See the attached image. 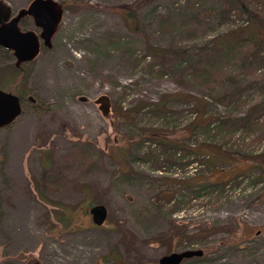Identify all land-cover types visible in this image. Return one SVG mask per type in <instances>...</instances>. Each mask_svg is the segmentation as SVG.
Here are the masks:
<instances>
[{"label":"rangeland","instance_id":"obj_1","mask_svg":"<svg viewBox=\"0 0 264 264\" xmlns=\"http://www.w3.org/2000/svg\"><path fill=\"white\" fill-rule=\"evenodd\" d=\"M6 1L17 12L31 0ZM56 1L63 17L50 48L19 69L0 47V88L22 100L0 128V264H157L186 249L203 255L181 264H264V179L251 167L264 156V75L243 86L237 108L209 99L203 109L237 118L263 107L257 124L195 127L189 101L208 92L193 76L198 49L226 27L207 21L213 2ZM216 148L230 165L211 168ZM92 202L107 207L101 226Z\"/></svg>","mask_w":264,"mask_h":264},{"label":"trees","instance_id":"obj_2","mask_svg":"<svg viewBox=\"0 0 264 264\" xmlns=\"http://www.w3.org/2000/svg\"><path fill=\"white\" fill-rule=\"evenodd\" d=\"M211 2H213L212 6L204 13L207 21L215 19L225 23L226 27L220 33L213 35L198 49L195 56L197 59L193 65V76L205 84L208 92L199 98L189 95V101L192 102L194 112L198 115L194 126H215L216 129H219L227 124H230L231 127L257 124V117L262 113L260 111L263 110V107L250 105L245 113L237 118L231 117V113V115L223 117L222 115L207 114L203 109L209 99H214L225 106L235 104L237 108L238 104L243 103L245 96L243 90L247 87L243 86L249 84L251 87L253 83H256V75H264L260 73L264 71V0H211ZM200 16L202 15H197L196 18ZM123 17L130 25V22L135 19V13L126 12ZM130 27L136 29L135 26ZM148 52L151 55H159L163 54L164 50L148 46ZM173 97L182 98V95L175 94ZM173 97L172 95L166 96L153 103L152 109L163 110L165 102ZM141 109H143L141 104L132 106L125 111V114L135 116ZM156 139L162 145L170 144L169 141L159 138V136ZM213 150L214 153L210 151L214 161L212 169H215L214 164L219 161H224L228 165L232 163L233 159L228 157L230 154L225 150L220 148ZM206 156L209 157V154ZM262 157H264L263 154L252 156L251 167L258 171L261 179H264V159ZM49 165L48 163L46 167ZM67 169L62 170L65 172ZM213 184L217 185L219 182H213ZM68 219L69 217L65 215V220Z\"/></svg>","mask_w":264,"mask_h":264},{"label":"water","instance_id":"obj_3","mask_svg":"<svg viewBox=\"0 0 264 264\" xmlns=\"http://www.w3.org/2000/svg\"><path fill=\"white\" fill-rule=\"evenodd\" d=\"M25 15L33 17L37 27L41 28L38 34L34 30L22 31L19 20ZM11 8L3 0H0V46L12 51L15 57V66L34 60L41 49V40L45 47H51V40L57 31L63 17V7L56 0H32L31 3L19 10L18 14L11 18ZM28 100L34 101L29 96ZM80 101H87L86 97H80ZM104 115L109 113L110 101L106 95L100 96L96 101ZM22 112V103L19 96L13 92L0 88V128L12 124ZM91 220L96 226H101L107 219L108 210L102 203L93 204L89 208ZM202 249H186L162 255L157 264H181L184 260L201 257Z\"/></svg>","mask_w":264,"mask_h":264},{"label":"flooded vegetation","instance_id":"obj_4","mask_svg":"<svg viewBox=\"0 0 264 264\" xmlns=\"http://www.w3.org/2000/svg\"><path fill=\"white\" fill-rule=\"evenodd\" d=\"M6 4H8L7 3V1L6 0H3ZM32 1V0H31ZM31 1L27 4V6L31 3ZM9 5V4H8ZM10 6V5H9ZM27 6H25V7H27ZM24 7V8H25ZM11 8V7H10ZM22 9V8H21ZM18 12L19 11H17V12H14L13 10H12V8H11V16H10V19L11 18H13V17H15L17 14H18ZM19 27H20V29L22 30V31H26V30H34V31H36L35 29H37V33L39 34L40 32H41V28H39V27H37L36 26V24H35V21H34V19H33V17L32 16H30V15H25V16H23V17H21L20 18V20H19ZM29 26H32L33 28H30V29H28V27ZM41 42V48H42V46H44L43 45V41L41 40L40 41ZM0 47H2V46H0ZM3 48V47H2ZM5 49V48H4ZM7 51H10V50H8V49H6ZM40 51H41V49H40ZM11 53H12V51H10ZM12 55H13V53H12ZM14 57V56H13ZM15 58V57H14ZM29 63V62H28ZM23 64H25V63H23ZM22 64V65H23ZM22 65L20 66V67H16V68H21L22 67ZM19 96V95H18ZM20 99H21V97H19ZM21 103H22V100H21Z\"/></svg>","mask_w":264,"mask_h":264}]
</instances>
